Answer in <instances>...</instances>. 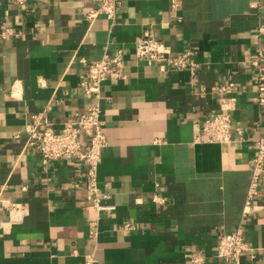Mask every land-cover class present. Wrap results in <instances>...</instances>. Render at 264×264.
<instances>
[{"label":"crops","instance_id":"obj_1","mask_svg":"<svg viewBox=\"0 0 264 264\" xmlns=\"http://www.w3.org/2000/svg\"><path fill=\"white\" fill-rule=\"evenodd\" d=\"M177 2L174 12L169 0H121L113 20L90 22L96 0H0V264H84L87 255L93 264H264V180L244 213L249 161L264 136L251 63L264 48V0L261 9L254 0ZM147 29L192 55L195 71L137 59L134 42ZM119 48L125 77L105 80L99 100L107 145L97 176L110 208L90 238L84 164L42 163L26 124L37 118L58 131L83 112L94 99L81 79ZM229 81L235 87L221 93ZM223 102L231 140L209 142L202 126ZM7 201L20 211L9 214ZM238 229L248 249L227 262L219 237Z\"/></svg>","mask_w":264,"mask_h":264},{"label":"built area","instance_id":"obj_2","mask_svg":"<svg viewBox=\"0 0 264 264\" xmlns=\"http://www.w3.org/2000/svg\"><path fill=\"white\" fill-rule=\"evenodd\" d=\"M18 4H25L27 0H13ZM172 11H177L179 3L177 0H169ZM252 7L263 8L258 0H254ZM97 7L84 13L88 21H93L102 15L113 20L120 8L121 0H96ZM264 9V8H263ZM178 17V16H177ZM180 18V16L178 17ZM258 35L264 32V24L258 29ZM256 54L251 58V63L256 69V82L260 91L264 90V48L258 46ZM134 54L137 59L147 64L169 66L176 70L189 69L194 72L197 66L192 55L186 52L175 53L163 42L155 38L151 30H144L143 34L134 42ZM124 50L119 48L114 54L105 53L101 59L91 63L80 81V85L86 94L94 99L83 112H78L73 119L64 122L58 131H54L49 125L39 127L40 122L35 118L26 124L27 144L34 148L42 161H55L64 156L74 157L85 166V195L90 203L94 218L88 221L89 237L96 238L98 235V221L103 210L110 208L104 205V195L101 193L98 182V166L102 158V150L107 145L104 132V121L101 117V88L102 83L107 80H118L124 78ZM235 87L234 81L222 84L218 90L221 93H230ZM259 102L264 98L258 96ZM231 106L223 102L220 109L205 120L202 133L207 141L226 144L231 140ZM87 141L86 146L84 145ZM250 182L245 197L244 213H248L252 203L258 194L261 180H264V136L256 139V154L249 161ZM6 206L9 214H16L21 206L16 202L7 201ZM13 214V215H14ZM11 215V216H13ZM124 228L131 229L132 224L125 222ZM248 249V246L240 232L236 230L219 237L216 247L217 256L227 262L237 261L239 256ZM200 263L201 259L193 258ZM84 264H93L91 255H87Z\"/></svg>","mask_w":264,"mask_h":264}]
</instances>
